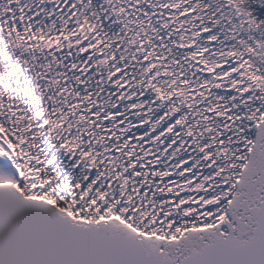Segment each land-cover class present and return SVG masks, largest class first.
Segmentation results:
<instances>
[{"label": "snow or ice", "instance_id": "1", "mask_svg": "<svg viewBox=\"0 0 264 264\" xmlns=\"http://www.w3.org/2000/svg\"><path fill=\"white\" fill-rule=\"evenodd\" d=\"M0 264H264V0H0Z\"/></svg>", "mask_w": 264, "mask_h": 264}]
</instances>
